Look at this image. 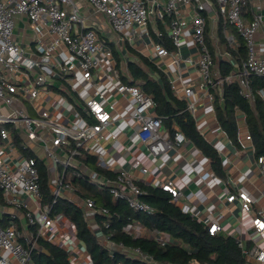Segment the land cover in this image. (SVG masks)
<instances>
[{"label":"built area","instance_id":"obj_1","mask_svg":"<svg viewBox=\"0 0 264 264\" xmlns=\"http://www.w3.org/2000/svg\"><path fill=\"white\" fill-rule=\"evenodd\" d=\"M82 3L87 14L81 13L78 0H0V196L3 203L12 208L8 222L0 224V264H30L31 254L39 250V238L53 243L50 237L56 233L55 222L59 215L53 213V205L58 198L81 210L96 241L110 252H129L139 260L152 262L138 248L127 249L104 235L101 228L107 227L108 223L104 221L100 225L95 217H109V212L97 206L91 197L79 194L67 179L68 175L86 179L97 189H106L113 201L123 200L134 211L154 212L140 198L145 191L127 174L119 173L109 179L95 170L86 169L78 159L80 149H85L90 140L98 141L101 132L110 124L111 112L103 103V93L95 89L83 99L82 110L91 114L94 121L74 128L55 118L50 111L36 106V99L49 91L54 79L70 81L73 70L80 72L84 80L91 79L101 65V57L112 56L108 43L117 45L122 41L123 34L129 42L135 38L143 46L149 45L150 41L158 57H170V63L177 67L181 63L196 67L213 103L211 90L221 93L224 83L233 79L238 82L242 97L252 103L254 93L247 76L253 74L264 79V54L256 53L254 43L259 20L255 18L244 22L241 17L246 0H82ZM204 12L209 20L219 22L230 51L237 49L239 38L244 42L246 57L229 75H221L208 48V23ZM17 16H25L36 33L44 30L43 36L39 34L34 40L31 49L14 39ZM89 19L92 22L89 23ZM105 24L115 35V40H106L101 35ZM231 27L233 29L229 30ZM152 35L157 41L151 40ZM184 42L196 46V55H180L178 49ZM166 44L171 48L168 49ZM62 50L67 54L65 59L60 60L57 54ZM60 87L64 88L63 85ZM172 87L176 93L182 91L186 110L193 116L195 106L189 100L193 93L192 85ZM116 90L133 100L132 132L152 156L163 154L185 142L186 137L180 130H174L172 135L167 132L161 117L154 112L153 96L140 84L119 83ZM256 93L264 100V89H258ZM25 101L37 111V115L27 112ZM237 141L240 147L244 141H251L248 129L240 132L238 128ZM31 143L42 146L45 158L51 161L50 165L30 149ZM64 145L69 146L66 151L62 148ZM240 151L238 148L236 153ZM255 161L264 173V156L255 157ZM38 162L47 169L51 194L47 202L43 201L40 189ZM141 170L146 171L145 168ZM162 188L171 193V201L176 204L180 192L169 184ZM226 201H237L241 211L249 215V236L246 239L235 238L244 264H264V211L255 207L253 198L245 191L231 192ZM179 208L189 213L188 206ZM21 217L26 228L12 221ZM205 227L210 235L221 230V225L215 221L208 222ZM139 232L132 233L142 235ZM148 237L156 239L161 245L169 241L165 234L156 230L151 231ZM60 247L68 252L72 264H85L72 256L76 250L74 244Z\"/></svg>","mask_w":264,"mask_h":264},{"label":"crops","instance_id":"obj_2","mask_svg":"<svg viewBox=\"0 0 264 264\" xmlns=\"http://www.w3.org/2000/svg\"><path fill=\"white\" fill-rule=\"evenodd\" d=\"M78 3L81 13L87 14L82 0H78ZM203 14L208 23L206 40L215 64L220 61L228 62V59L236 68L244 58H241L239 62L235 60L225 43L219 22L214 23L211 19L209 20L207 13ZM241 17L244 22H250L255 18L259 20V27L254 34V43L256 53L263 55L264 0H246ZM88 22H92V19ZM232 29V27L229 28V30ZM43 32L44 30L36 33L31 29L25 16L15 18L14 39L26 48L31 49L34 40L39 34L43 36ZM101 35L106 40L116 38L110 33L106 24ZM124 36L125 34L117 45L108 43L112 56L101 57V65L98 70H95L91 79L84 80L77 70H73L70 74V81L62 82L60 79H54L49 91L36 99V106L50 111L55 118L67 125L74 128L82 127L94 121L91 114L82 110L83 99L98 89L104 95L105 107L111 112L110 124L101 132L98 141L90 140L86 143L85 149H80L81 155L78 159L81 164L88 170H94L93 168L97 167L113 175L125 173L140 186L162 187L169 184L180 192L177 197V206H188V214L195 220L204 226L210 221H215L221 225L218 233L246 239L251 231L249 215L241 211L237 201L227 202L226 197L234 191H245L253 198L255 207L264 211V173L255 161L252 141H244L243 145L238 147L241 151L236 153L238 148L231 143L217 122L214 103L208 98L207 89L196 67L182 63L177 67L170 63V57H158L150 41L149 45L143 46L138 39L134 38L132 42H129ZM153 39L157 41V38L152 35L151 40L154 42ZM143 40L145 43L148 42L146 39ZM239 40L240 38L238 42ZM167 45L166 47L170 49L171 46L169 48ZM178 50L182 56H194L197 52L196 46L190 42L180 44ZM66 54V51L62 50L57 57L63 60ZM146 61L153 65L154 69L149 68ZM130 64L153 79H157L159 75L165 77L175 96L183 101L185 100L182 91L176 93L172 86L182 88L187 84L192 85L193 93L189 100L194 103L195 114L191 116L199 133L216 150L221 161L222 175L215 172L211 158L188 139L180 146L158 156H152L134 135L132 132L134 121L131 117L133 100L127 94L116 90L119 83H142L143 80L140 81L133 76L129 68ZM61 85L64 88H61ZM24 108L30 115H37V111L32 109L27 101L24 102ZM234 115L237 130L239 128L242 132L245 128L247 129L242 111L236 108ZM170 129L180 130L174 122L171 123ZM68 145L62 148L66 151ZM30 149L35 151L40 159H46L39 143H31ZM89 157L94 158V162L90 161ZM46 161L47 164H51L49 159ZM142 168L146 171L143 172ZM10 212L12 208L5 205L0 196V221L6 224ZM12 221L26 228L24 218ZM131 226L139 227L141 231L139 233L142 236L150 234L139 225ZM55 230L56 233L50 237L53 243L59 246L74 244L76 250L72 256L81 259L85 264H92L83 243L76 237L73 224L64 215L57 216ZM30 264H34L32 260Z\"/></svg>","mask_w":264,"mask_h":264},{"label":"trees","instance_id":"obj_3","mask_svg":"<svg viewBox=\"0 0 264 264\" xmlns=\"http://www.w3.org/2000/svg\"><path fill=\"white\" fill-rule=\"evenodd\" d=\"M167 46L170 48V45ZM231 52L238 62L241 58H245L244 42L240 39L237 51L231 50ZM145 63L149 68L154 69L153 65L148 64L147 61ZM233 65L232 62L220 61L218 67L221 75L226 76L232 73L235 69ZM129 68L133 76L140 81L143 80L140 85L153 96L156 115L161 117L164 127L168 128V133L173 134L174 130L170 129V125L174 122L186 139L211 158L215 172L222 175L221 161L216 150L199 133L193 117L186 110V102L175 96L165 77L159 75L157 79H153L145 76L133 64H130ZM247 80L254 93L252 103L242 97L239 84L233 79L224 83L221 93L218 90H212L214 111L220 128L236 148L240 145L237 141L234 112L236 108L242 111L251 136L254 155L255 157L264 156V100L256 93L258 89H264V79L249 74ZM89 160L94 162L92 157H89ZM36 167L43 201L47 202L51 199L47 169L41 162L36 163ZM93 169L109 179L115 177L100 168ZM67 179L77 188L79 194L91 197L97 206L104 207L109 212V217L102 215L95 217L100 225L104 221L108 223L107 227L101 228L104 235L115 244H121L127 249L138 248L152 260L147 263L133 257L129 252H110L106 246L96 241L81 210L67 200L58 198L53 205V213L64 215L73 224L76 237L83 243L92 264H244L234 237L220 233L208 234L207 228L188 213L182 212L171 201V193L161 186L138 185L145 191V194L140 197L141 200L154 210L153 213L148 214L132 210L123 200L113 201L106 189H97L86 179L71 175H68ZM0 224L4 225L2 221ZM131 225H139L147 232L159 231L165 234L169 241L161 245L156 239L146 235H133L130 231ZM37 244L39 250L31 254L34 264H72L64 248L43 238H39ZM42 249H45V252H42Z\"/></svg>","mask_w":264,"mask_h":264},{"label":"rangeland","instance_id":"obj_4","mask_svg":"<svg viewBox=\"0 0 264 264\" xmlns=\"http://www.w3.org/2000/svg\"><path fill=\"white\" fill-rule=\"evenodd\" d=\"M139 229H140L139 227L135 226L134 228L133 227L131 228V231L132 232L134 231L135 233H138L139 232ZM106 244L109 246V243L106 242Z\"/></svg>","mask_w":264,"mask_h":264},{"label":"water","instance_id":"obj_5","mask_svg":"<svg viewBox=\"0 0 264 264\" xmlns=\"http://www.w3.org/2000/svg\"><path fill=\"white\" fill-rule=\"evenodd\" d=\"M41 251H42V252H45V249H42Z\"/></svg>","mask_w":264,"mask_h":264}]
</instances>
